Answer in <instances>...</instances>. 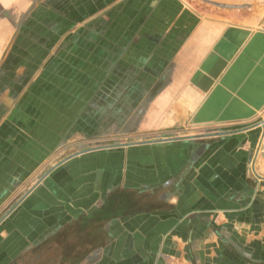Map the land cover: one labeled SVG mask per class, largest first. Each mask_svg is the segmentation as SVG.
Returning <instances> with one entry per match:
<instances>
[{"label": "crops", "instance_id": "1", "mask_svg": "<svg viewBox=\"0 0 264 264\" xmlns=\"http://www.w3.org/2000/svg\"><path fill=\"white\" fill-rule=\"evenodd\" d=\"M0 264H264V0H0Z\"/></svg>", "mask_w": 264, "mask_h": 264}, {"label": "rangeland", "instance_id": "2", "mask_svg": "<svg viewBox=\"0 0 264 264\" xmlns=\"http://www.w3.org/2000/svg\"><path fill=\"white\" fill-rule=\"evenodd\" d=\"M121 102H125V99L123 98L122 99V101ZM123 116H124V113H123ZM133 117V116H132ZM131 119H129V121H127L126 122V120L124 121V122H122V123H125L123 126V130H125V127H128L129 125H131V124H133V119H132V121H130ZM130 122V123H129ZM129 123V124H128ZM126 125V126H125ZM211 129V130H210ZM216 129H220L219 127H216ZM216 129H213V128H206L205 130L207 131V132H210V131H214V130H216ZM204 129H201L200 131H196V132H203V131H205ZM84 140H85V142H83V143H81V144H73V148H74V150H77L78 148H76V147H81V148H83V149H92V148H94V147H100V146H104V145H109V140H107V141H105V142H93V141H91L92 139H90V141H87L88 140V138H86V136L84 137ZM116 140V142L117 143H128V142H130V141H133V140H135V139H130V138H124V136H122L121 138H116L115 139ZM112 145V144H111ZM259 152L257 151V152H255L254 153V162H253V166L255 167V166H257L258 165V163L256 164V162H255V158L259 155L258 154Z\"/></svg>", "mask_w": 264, "mask_h": 264}]
</instances>
